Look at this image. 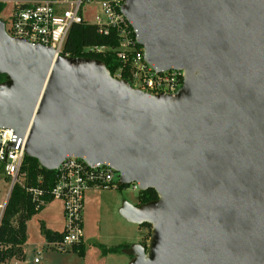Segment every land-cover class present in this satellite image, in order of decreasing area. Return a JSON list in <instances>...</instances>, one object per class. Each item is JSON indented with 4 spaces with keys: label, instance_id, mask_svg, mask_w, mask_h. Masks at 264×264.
<instances>
[{
    "label": "water",
    "instance_id": "water-1",
    "mask_svg": "<svg viewBox=\"0 0 264 264\" xmlns=\"http://www.w3.org/2000/svg\"><path fill=\"white\" fill-rule=\"evenodd\" d=\"M121 10L156 71L182 70L176 93L148 94L99 59L14 38L0 19V129L26 134L24 154L42 168L106 162L118 187L156 192L119 207L150 225L145 243L121 249L126 264H264V0Z\"/></svg>",
    "mask_w": 264,
    "mask_h": 264
},
{
    "label": "built area",
    "instance_id": "built-area-1",
    "mask_svg": "<svg viewBox=\"0 0 264 264\" xmlns=\"http://www.w3.org/2000/svg\"><path fill=\"white\" fill-rule=\"evenodd\" d=\"M123 1H103L100 12L87 19L85 10L91 0H0V19L9 35L32 45L51 47L55 55H66L63 54V47L70 29L75 24L96 25L102 34L115 29L119 43L114 48V54L123 66L128 65L126 74L129 83L151 95L176 93L183 85L182 70L171 67L156 71L154 66L144 59L142 48L137 43V29L121 10ZM105 49L103 46H96L89 50L100 52ZM113 77L122 78L119 72ZM25 140L26 134L19 137L10 128L0 129V166L4 175L10 179L9 188L14 183H22L23 174L20 167L25 156ZM10 144H14V147L8 148ZM56 172V180L48 192L38 188H28V191L38 205L46 203L38 198L46 193L52 198L62 200L66 225L62 238L49 245L65 248L82 241L84 192L89 188H118V173L109 163L86 162L75 156H66L56 168ZM133 189H137L136 183H133Z\"/></svg>",
    "mask_w": 264,
    "mask_h": 264
},
{
    "label": "trees",
    "instance_id": "trees-1",
    "mask_svg": "<svg viewBox=\"0 0 264 264\" xmlns=\"http://www.w3.org/2000/svg\"><path fill=\"white\" fill-rule=\"evenodd\" d=\"M118 43L119 37L115 29H110L108 33L102 34L99 33L96 25L80 23L73 25L70 29L63 47V54L99 59L105 63L112 76L119 72L122 78L127 79L128 65L123 66L114 54V48L118 46ZM96 46H103L106 49L100 52L89 50ZM4 79L5 75L0 74V81ZM0 170H2L1 166ZM20 172L23 174L22 183H14L0 216V264L9 263L12 259L22 260L24 258L22 245L26 240V222L43 207L32 198L28 188H38L43 192H48L57 175L56 170L42 168L35 158L28 156H24ZM4 176L5 179L10 180L8 176ZM156 197V192L152 189L138 191L137 202H148ZM38 198L46 202L53 199L48 193L40 195ZM141 226L147 229L146 240L149 236L150 225L142 224ZM40 230L47 244L60 240L63 235V232L51 231L42 224ZM145 240L142 243H145ZM96 245L103 255L119 252L121 248L125 247L123 245L110 247ZM71 250L83 256L85 243L83 241L75 243L71 246Z\"/></svg>",
    "mask_w": 264,
    "mask_h": 264
},
{
    "label": "rangeland",
    "instance_id": "rangeland-1",
    "mask_svg": "<svg viewBox=\"0 0 264 264\" xmlns=\"http://www.w3.org/2000/svg\"><path fill=\"white\" fill-rule=\"evenodd\" d=\"M103 1L107 0H91L85 10L87 19H91L94 13L100 12V5ZM9 185L10 181L5 179L4 173L0 170V201L2 202L6 199ZM89 189L92 190L84 192L87 195L93 191V194L88 199H84V208L90 214L89 233L97 236L98 240H113L121 233L116 224V217H121L119 207L124 201L131 204L138 203V189H133V183L121 188ZM115 199L117 203L114 206L118 207L114 216L113 203ZM62 207V200L55 197L47 207L36 212L27 220L26 240L22 245L24 258L19 263L14 261L11 264H102L99 262V247L88 241H86L85 254L83 256L72 251L71 247H65L62 250L61 248L46 245L40 226L41 224L45 228L52 226L57 232H63L66 220ZM121 219H123L122 221L125 225L130 227V235L133 234V238L137 240L135 243H142L145 240L147 229L144 226L127 222L122 217Z\"/></svg>",
    "mask_w": 264,
    "mask_h": 264
},
{
    "label": "crops",
    "instance_id": "crops-1",
    "mask_svg": "<svg viewBox=\"0 0 264 264\" xmlns=\"http://www.w3.org/2000/svg\"><path fill=\"white\" fill-rule=\"evenodd\" d=\"M8 190H9V188H8ZM88 190H92V189H87V191ZM92 192L93 191H91V193H88L87 195H85V193H84V195H83V201H82V226H83L84 235H83L82 241L85 244H86V241H88L89 243H91L93 245L101 244V245H104L106 247L123 245V246H125L123 248H126L129 245H131L132 243H135L137 241V240H135L136 238H133L134 237L133 234L130 235V227L128 225H125V223H123V221H122L123 219H121V217H116L117 228L119 229V231L121 233H120L119 236H116L115 239L110 240V241L98 240L97 236H93L92 233L91 234L89 233L88 229H89V225H90L89 224L90 223V214H88V210L86 208H84V199H88V197L93 194ZM7 193H8V191H7ZM7 193H6V197H7ZM5 200H3V202L0 201V215H1L2 208H3ZM51 201L52 200L46 202L43 205V207L41 208V210H43L45 207H47V205H49L51 203ZM116 203H117V200L115 199L114 203H113V207H114L113 208L114 209L113 210V215L116 213V209L118 207V206L117 207L114 206V205H116ZM134 204H136V203H134ZM47 229L57 232V230H54L52 228V226H48ZM46 245L47 246H51V245L47 244V242H46ZM123 248H121V249H123ZM129 259H130V257L128 255L124 254L123 252H121V250L119 252H112V253H107V254L103 255V254H101V251L99 249V262H101L102 264H126L129 261ZM14 261L19 263L20 260L12 259L8 264H11ZM35 261H36V259H35Z\"/></svg>",
    "mask_w": 264,
    "mask_h": 264
}]
</instances>
